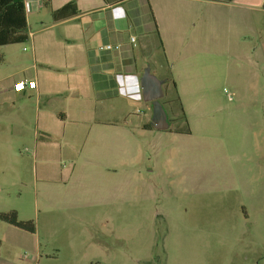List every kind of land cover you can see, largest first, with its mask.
I'll return each instance as SVG.
<instances>
[{
    "label": "rangeland",
    "instance_id": "rangeland-1",
    "mask_svg": "<svg viewBox=\"0 0 264 264\" xmlns=\"http://www.w3.org/2000/svg\"><path fill=\"white\" fill-rule=\"evenodd\" d=\"M205 52L194 86L161 87L170 130L141 138L139 165L128 169L123 185L115 178L112 188L78 186L79 193L99 195L93 207L75 211L78 217L65 214L57 199L46 200L48 188L35 182L32 101L19 99L20 110L0 106V212L14 210L37 231L0 222L1 264H264V103H249L253 89L225 79L233 61L210 45ZM29 54L26 42L0 48V87L22 78ZM151 59L163 62L161 54ZM146 105L151 114L148 102L130 101L133 132L150 122ZM186 127L189 134H173ZM135 154L130 148L129 157ZM102 195L110 196L108 206Z\"/></svg>",
    "mask_w": 264,
    "mask_h": 264
},
{
    "label": "crops",
    "instance_id": "crops-1",
    "mask_svg": "<svg viewBox=\"0 0 264 264\" xmlns=\"http://www.w3.org/2000/svg\"><path fill=\"white\" fill-rule=\"evenodd\" d=\"M31 1L33 9L26 14L30 63H22V78L0 87V106L20 110L19 99L32 101L36 124L28 142L33 163L40 161L35 182L48 188L46 200L57 199L69 216L78 217L75 211L93 207L90 202L99 196L79 193V187L112 188L115 178L123 185L128 169L139 165L141 138L151 133L145 128L150 122L137 123L133 132L129 109L130 101L143 99L145 60L163 84L194 86L197 58L210 45L213 54L236 65L225 79L251 87L249 103H264V0H50L49 8L43 0ZM65 5L76 15L54 22L51 11ZM107 45L120 49L106 50ZM157 54L163 62H152ZM20 81H32L35 88L14 91ZM130 148L136 152L132 159ZM59 160L68 167H58ZM136 176L141 178L140 171ZM53 187L59 195L51 193ZM101 198L108 206L110 196ZM7 232L28 239L10 228Z\"/></svg>",
    "mask_w": 264,
    "mask_h": 264
},
{
    "label": "trees",
    "instance_id": "trees-1",
    "mask_svg": "<svg viewBox=\"0 0 264 264\" xmlns=\"http://www.w3.org/2000/svg\"><path fill=\"white\" fill-rule=\"evenodd\" d=\"M43 5L49 8L50 0H43ZM74 15H76V11L71 9L70 5H65L58 11H51V17L54 22L69 19ZM27 40L26 13L23 0H0V48L8 45L23 44ZM172 86L174 87L173 83ZM145 128L148 130L153 129L150 125L145 126ZM174 133L189 134V130L186 127L185 130H176ZM0 222L28 234L35 233L34 223L30 220L19 221L14 210L0 212Z\"/></svg>",
    "mask_w": 264,
    "mask_h": 264
},
{
    "label": "water",
    "instance_id": "water-1",
    "mask_svg": "<svg viewBox=\"0 0 264 264\" xmlns=\"http://www.w3.org/2000/svg\"><path fill=\"white\" fill-rule=\"evenodd\" d=\"M140 85L143 100L151 105L150 125L158 131L168 130L170 124L167 118V113L160 103V99L163 96L161 88L163 81L154 77L149 69H145L140 78Z\"/></svg>",
    "mask_w": 264,
    "mask_h": 264
},
{
    "label": "built area",
    "instance_id": "built-area-1",
    "mask_svg": "<svg viewBox=\"0 0 264 264\" xmlns=\"http://www.w3.org/2000/svg\"><path fill=\"white\" fill-rule=\"evenodd\" d=\"M37 1H41V0H37ZM23 4H24V10L26 14L32 11L33 5H32L31 0H23ZM131 40L133 41V39ZM104 48L106 50H119L120 46L119 45H116V46L107 45ZM34 88H35V83L32 81H20L14 84L13 86V89L16 92H22L25 89H34Z\"/></svg>",
    "mask_w": 264,
    "mask_h": 264
},
{
    "label": "flooded vegetation",
    "instance_id": "flooded-vegetation-1",
    "mask_svg": "<svg viewBox=\"0 0 264 264\" xmlns=\"http://www.w3.org/2000/svg\"><path fill=\"white\" fill-rule=\"evenodd\" d=\"M169 121V120H168ZM169 124H170V122H169ZM151 126V125H150Z\"/></svg>",
    "mask_w": 264,
    "mask_h": 264
}]
</instances>
